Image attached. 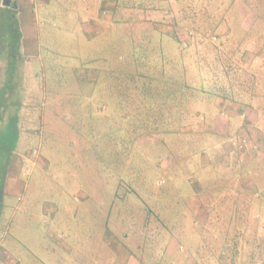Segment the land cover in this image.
I'll use <instances>...</instances> for the list:
<instances>
[{
	"label": "rangeland",
	"instance_id": "rangeland-1",
	"mask_svg": "<svg viewBox=\"0 0 264 264\" xmlns=\"http://www.w3.org/2000/svg\"><path fill=\"white\" fill-rule=\"evenodd\" d=\"M139 1L141 0H106L109 7H105L102 1L86 0L90 16L83 18L78 15L72 19L64 15L60 17L62 23L56 16L46 14L44 17L47 20L45 22L50 24L49 29L42 26L44 31L39 39V56L34 59L28 55L21 61L24 78L22 88L18 89L22 108L17 125L15 155L25 156L21 169H24L27 159L33 163V174L22 203L18 202L16 191L5 197L0 226L11 222L10 231L16 232L18 227L21 232H30L27 239L9 241L22 243L21 255L30 249L34 250L33 254L37 258L38 252L34 248L40 246V242H45L43 239L38 241L37 237L40 233L44 237L45 229H51L52 226L46 206L51 210L56 205L55 202H61L65 206L62 211L66 223L65 230L57 233L59 239L70 242L75 252L78 248L81 249V256L80 253L76 254L79 260L83 257L84 260H99L98 253L95 254L99 240L94 243L92 240L99 236L98 225L105 214L99 209L97 211L85 206L84 203L95 205L96 202L106 201L109 206L114 201L113 215L116 214L120 219L114 226V231L120 236L122 231H127L123 229L124 224L133 232V245L144 252L142 259L145 263L154 264L155 261L149 260L145 252L150 253L157 245H164L163 241H167V251L174 253L176 264L181 261H186V264H264V62L258 55H250L253 49L248 54L235 47L217 48L213 45L209 39L213 31L210 22L202 26L205 20L202 12L206 10L209 13V5L200 9L202 12L198 14L196 21L192 14L186 18L177 16V30L170 28L172 25L167 21L159 22L157 19L160 29L170 31L179 39H186L182 43L186 61L181 63L179 69L171 71L163 63L157 66L164 69L167 86L173 90L178 89L177 94L169 97V103L164 105L168 121H160L159 125L167 122V125L171 124V128L175 129L170 131L155 128L154 125L148 126L146 130L133 127L127 109L140 105L142 98L138 93L133 91L131 94L122 83L120 103L114 104L117 113L111 112L113 96L98 95V90L105 86L102 79L105 81L106 74H110L104 71L99 59L87 65H77L74 55H86L89 51L87 59L98 56V51L103 49L100 46V39H103L101 36L105 37L106 42L103 43L108 45L104 49L106 55L116 52L129 56L134 52L133 43L144 38L145 43L149 38L148 47L152 53L150 43L155 39L144 35L147 25L142 24L141 19L146 16L137 12L143 10L141 5L146 7L148 2ZM77 2L79 0H52L49 6L57 10H77ZM159 2L154 0L151 5L158 7ZM111 3L112 10H109ZM170 9H173L175 16L179 15L178 7L171 6ZM196 9L197 7L193 13ZM67 22H77L78 25L84 23L85 32L75 33L77 39H72L69 32L60 33L61 27H65L63 23ZM101 28L102 33L99 32ZM154 28L152 26L149 33L157 37ZM46 33L51 38H47ZM196 34L199 39L194 44L192 39ZM132 35L133 40L130 38ZM68 37L74 44L68 42ZM53 43H58V49H63L64 46L67 49L59 53L51 47ZM215 53L220 59L217 66L211 64ZM53 62L59 63L58 66L66 70H63L66 79L57 81L58 84L54 78ZM0 63L1 86L6 74L7 58L0 59ZM94 70L100 71L97 85L94 81L99 72ZM125 70L126 73L130 71L128 67ZM201 72L207 75L206 87L211 85L210 74L220 77L223 81H219V86L225 87L228 96H219L224 99L204 97L200 93L181 88L184 78L190 84L199 85L197 78L190 80V77H198ZM159 80L158 78L157 82ZM123 90L127 92L124 93ZM72 100H78L85 107L94 106L95 114L91 113V117L97 115L100 119L104 116L102 128L106 125V118L109 125L121 121L119 133L124 145L120 154L115 157L107 156L103 160L114 170V176L107 173L106 181H103L99 168H102V159L95 155L89 144L79 140L72 129L63 123L60 117L62 113L58 114V111L63 112L67 108L80 115L82 108L78 104L73 107L66 105ZM113 113L119 119L114 120V116H111ZM42 114L44 117L40 122ZM54 115L56 116L53 117ZM83 129L85 133L89 132L88 127ZM243 138L249 141L246 149L234 151L230 156L232 141ZM5 141L1 136V142ZM6 142L9 143L10 139ZM78 144L81 146L76 148L75 145ZM35 149L38 150V157L31 155ZM75 150L77 153H70ZM109 150L113 151L112 148ZM56 160L64 166L67 162L70 166L67 174L62 172V178L60 167L54 164ZM77 160L88 167L84 170L87 176L92 171L100 180L91 183H88V179L83 180V169L79 166L72 167ZM45 173L50 175L43 182L41 178ZM122 187L136 192L138 196L125 194V188ZM121 196H125V200ZM75 213V217L80 218L85 225L82 222L80 225L73 223L77 220L71 219ZM105 213L107 214V210ZM79 215L82 216L78 217ZM84 231L90 233V236ZM65 232L74 238H69ZM106 236L107 248L101 250L106 252L101 253L103 264L121 263L123 258L118 254L122 255L124 252L121 251L122 244L115 238L116 235L107 232ZM145 237L149 239V245H145ZM125 254L127 256V251ZM62 256L63 253L59 251L54 255L42 252L41 257L38 256L41 262L36 261V264H57ZM95 261L92 263L97 264ZM123 264H127V261Z\"/></svg>",
	"mask_w": 264,
	"mask_h": 264
},
{
	"label": "trees",
	"instance_id": "trees-1",
	"mask_svg": "<svg viewBox=\"0 0 264 264\" xmlns=\"http://www.w3.org/2000/svg\"><path fill=\"white\" fill-rule=\"evenodd\" d=\"M144 1V0H141ZM139 1V2H141ZM152 1L154 0H147L148 5L144 7V5H141L140 8H143V10H138L139 15H145L141 23L147 25V32L144 34L146 37L153 36V39L155 41L153 43H150L151 50L153 52L151 53L148 47V42H146V38L143 40H136V43H133V48L134 52L133 54L129 56H123L120 53L114 52L113 54L106 55V49L108 47L107 44L103 43L106 42L104 39L105 37L101 36L100 43L102 50L98 51V56H94L93 59H87L89 58V51L87 54H82L77 57H75L76 64H81V65H87L88 63L97 61L96 59L100 60V63L104 66V71L109 73L110 75L105 76V81L102 79V84L105 86L101 89L98 90V95L103 96L106 94L113 96L112 98V107H111V112H116L117 109H114V104L119 105L120 103L119 96L122 91V83L124 84V87L128 88L131 91V94L134 92L138 93V96L142 98L140 100V105L138 104L137 107L131 108V110L127 109V112L129 113L130 117V122L133 127L136 128H142V129H147L148 126L154 125L155 128H164L166 130L173 131L174 129L171 128V124L167 125V122H164L165 124L159 125L160 121L166 120L168 121V112L166 111L165 104L169 103V97H173L175 94H177L178 89L173 90L170 89L167 85L168 82L165 79V73L164 69L158 68V64H167L171 71L173 69H179L182 62L186 61V56L184 54V49L183 44L181 41L176 37V36H169L166 35L163 32H160L161 29L158 26V21L159 22L167 21L170 25L177 26L179 24L178 19L176 20L177 16L172 13L173 9L171 10L170 8H167L166 5H163L162 1L159 2L158 7H153L151 5ZM3 0H0V59L5 60L7 58V68H6V74L5 77L2 81V84L0 86V171H2L3 174H6L7 171V164L9 160L13 157L15 148H16V143H17V128H18V121H19V112L22 107V102L21 99L18 96L19 90L22 88V83H23V63L21 61L24 60L23 57V50H22V39H23V34L20 26V21H19V12L18 8L15 6V4L12 2V4L8 7L3 6L2 4ZM174 2V1H173ZM177 2V1H176ZM185 1H180V9L185 5ZM162 4V5H161ZM172 5V4H171ZM167 8V9H166ZM179 8V7H178ZM186 8V6L183 9H178L179 13L183 11ZM146 11V12H145ZM154 11L158 13V16L155 17H150L149 12ZM145 12V13H144ZM178 13V14H179ZM149 16V17H148ZM181 21V18H179ZM206 21V22H205ZM203 22L202 26L206 24L207 22H210V19L207 17ZM155 27L154 31L155 33L159 36L155 37L154 35H151L149 33V29L151 27ZM211 27V26H210ZM212 29V28H211ZM47 31V29H46ZM68 32L65 27H61L60 33L61 32ZM160 32V33H159ZM70 33V32H69ZM75 33H70V37L73 39H77V35H74ZM80 34V33H76ZM81 37V35H79ZM46 37L49 38V34L46 33ZM68 37V38H70ZM84 37H86L84 35ZM133 35L130 37L132 38ZM215 37L214 32L210 33V38L211 41L213 42V45H215L217 48H223L222 46L217 45V41H215L213 38ZM70 38V41H68L71 45L74 44V41H72ZM193 43H197L199 36L196 34L195 37H193ZM63 40V39H62ZM133 40V38H132ZM76 41V40H75ZM88 43H91L90 40H87ZM140 41V42H139ZM144 43V44H142ZM58 43H53L51 46L52 48L56 49L61 53L63 50L67 49L65 46L63 49H58L57 48ZM60 47V44H59ZM70 50V49H68ZM216 50V49H215ZM51 51V50H50ZM219 51H216L218 53ZM214 55V61H211L212 65L217 66L220 62L219 55L216 54ZM5 56V57H4ZM87 56V57H86ZM264 62V61H263ZM55 66L53 67V72H54V78H56V82L59 80H64L66 79L64 77V71L65 70L63 67H60L59 63H52ZM125 67L129 68V73H126ZM167 68V66H166ZM134 69V71H133ZM262 69V68H261ZM66 71V70H65ZM98 73V77L94 81L95 85H97L98 80L100 79V71L94 70ZM180 71V70H179ZM199 71V70H197ZM201 71V69H200ZM212 71H214V67L212 68ZM200 73V72H199ZM211 73V71H210ZM159 76H156V75ZM213 74V73H212ZM210 74V83L211 85L206 87V78L207 75L201 72V74L198 77H190V80L196 79L197 82H199V85H194L190 84L188 82V79L184 78L183 81V86L181 88L183 89H189L192 92H197L203 95L204 97L210 96L211 98H222L219 97L220 95L225 97L228 96V94L225 92L224 88L222 86H219V81H223L220 77H217V75L214 76ZM172 75H170V78ZM154 78V79H153ZM158 78L160 79L158 82ZM153 79V80H152ZM152 80V83L150 82ZM195 81V80H194ZM56 82L54 85H56ZM91 83V82H90ZM58 84V82H57ZM70 84V83H68ZM84 84V83H83ZM152 84V87H151ZM180 88V87H179ZM19 89V90H18ZM18 91V92H17ZM124 93L127 92V90H123ZM10 96V97H9ZM78 98V97H77ZM76 98V99H77ZM72 102V103H70ZM15 105L16 110L14 111H6L4 108L8 106V104ZM72 105L73 107L74 104H78L81 108V114L77 115L75 111L72 109H67L63 110V112H59L58 114L62 113L61 119L63 120L64 124H67L69 128L72 129L74 132L75 136L78 137L79 140H81L84 144H89L95 155L102 159V168H100L101 176L104 179L103 181H106L107 178V173L110 175L114 176V170L110 166V164H106L103 160L106 159L107 156L112 155V157H115L116 155L121 153V150L123 149L124 145V140L121 137V134L119 133L121 131L120 125H122L119 120L118 123H114L112 125L108 124L107 118L105 119L106 125L102 128L101 124L104 125V116L98 119L97 115L91 117V113H94V106H88L85 107L84 105L80 104L78 100H72L68 101L66 103ZM56 111V110H53ZM83 112H87V114H82ZM4 113V114H3ZM57 115V114H56ZM54 115L53 117H55ZM107 116V115H106ZM111 116H114V113L111 114ZM43 114L41 115L39 121L41 122V119H43ZM60 118L59 116H57ZM103 119V120H102ZM114 120L119 119L118 116L113 117ZM8 121V122H5ZM108 124V125H107ZM42 125H40L41 127ZM85 127H88V131L86 133L84 132ZM40 130V129H39ZM129 132L132 130L129 129ZM136 131V130H135ZM139 133V132H138ZM136 133V134H138ZM46 134V132H45ZM132 134H134L132 132ZM135 134V135H136ZM171 134V133H169ZM166 134V135H169ZM178 135V134H174ZM1 136L3 137V140L10 139V142L7 143L1 142ZM81 138V139H80ZM72 144L74 142H71ZM2 146V147H1ZM76 148L77 146H81V144L75 145ZM7 147V148H6ZM75 148V147H74ZM109 148H112L113 151H110ZM70 153H77V151H71ZM56 166L60 167V174L62 178V172H69L70 166L65 164L63 165L62 162H58L57 160L54 162ZM82 168L83 171L88 168L85 164L79 162V160L75 161L72 164V167H78ZM71 167V168H72ZM73 171V169H72ZM86 171V170H85ZM84 171V179H88V183H91V181H96L100 180L99 177H96L92 171L90 174L87 176L86 172ZM104 171V173H103ZM93 179V180H90ZM104 191L106 190V184H104ZM124 193L125 194H134L135 196H138L136 192H133L131 190H128L126 187ZM129 194V195H130ZM1 195V191H0ZM121 199L125 200V196H121ZM56 205L59 207V213H60V224L63 226V224L66 223L65 218L63 217V211L62 208L65 206L62 205L61 202H55ZM85 206L91 207V209L95 208L97 211L98 209L100 211H103L105 214L103 217L100 218V223L98 225V237H102L107 234V232L111 233L115 238H117L120 243L122 244V251L126 253L127 251V256L126 254L124 255V252H122L121 257L123 260L124 258L131 256H134L139 260L141 264H148L145 263L142 259V254L144 252H140L139 249L134 247L133 245V240L135 239L132 234V231H129L128 227H126L124 224V230L127 231H122L120 233V236L118 233H115L114 231V226H116L117 221H119V217L114 214V209H115V203L114 201H111L109 206H107L106 201L104 202H96L95 205L92 203H84ZM83 205V208L85 207ZM105 210H107V214L105 213ZM76 213L72 215L71 219L76 220L77 218L75 217ZM82 215H79L80 217ZM235 218V217H234ZM80 219V218H79ZM77 219L76 221H73L74 224L78 223L79 225L81 224L82 220ZM120 223V222H119ZM82 224L85 225V223L82 222ZM78 226V225H77ZM144 227L147 226L143 225ZM65 227V225H64ZM132 227V226H131ZM130 227V228H131ZM137 227V225H136ZM63 228V227H62ZM86 232V231H84ZM102 232V235H101ZM87 234L90 233L86 232ZM97 233L95 232V235ZM98 237H93V243L95 240H98ZM90 238V237H89ZM88 239V237H86ZM145 245H149V239L147 237L144 238ZM164 245H157L154 249V251L150 250V253L145 252L146 256H149V260H154V264H176L174 261V253L171 254L172 251H167L169 249L166 247L167 241H163ZM102 245V242H101ZM159 246V247H158ZM107 248V245H106ZM158 248V250H157ZM143 249V248H142ZM121 258V259H122ZM180 264H186V261H181Z\"/></svg>",
	"mask_w": 264,
	"mask_h": 264
},
{
	"label": "crops",
	"instance_id": "crops-1",
	"mask_svg": "<svg viewBox=\"0 0 264 264\" xmlns=\"http://www.w3.org/2000/svg\"><path fill=\"white\" fill-rule=\"evenodd\" d=\"M50 1L52 0H11V4L13 2L15 6L18 8V12H19L18 17L23 34L22 50H23L24 59L25 57H29L28 55H31V58L34 57V59L39 56V51H40L39 39L41 33L44 31V29L42 30V28L43 27L48 28V26L50 25L48 22H45L47 21L44 19L46 14L52 17L56 16L55 18H58L61 23H62V18L60 17L64 15H66L67 17H71L72 19L76 18V16L78 15L82 16L83 18L90 16V13L86 7L87 6L86 0H79V2H77V10H74V8L66 9V10L64 8H58V10L53 9V7H50L51 6ZM101 1L102 3H104L105 7H109L108 2H106V0H97V2H101ZM159 1H162L163 5H166L167 8H170L171 6H176L179 7L178 9H180L179 3L181 0H159ZM182 1H185L184 3L185 5L181 9H183L185 6L186 8L183 11H181L179 15L184 16L182 18H186V16H190L192 14L194 15V21H196L197 18L199 17L198 14L202 12L200 11V9L204 7L207 8L209 5L208 8L209 13H207V11L204 10L202 12V15L205 16V19L207 17L208 18L210 17L209 18L210 24L214 32V35L216 37L215 41H217L218 46H222L223 48L235 47L238 49V51L242 50V53L243 52L248 53V51L250 52L253 49V53H251L250 55H253L254 57L258 55L259 59H261V61H264V0H182ZM112 5L113 4L111 3V7L109 10H112ZM196 7H197L195 11L196 13L195 12L193 13V10ZM48 8H50V10ZM114 8L115 6L113 7V9ZM149 15L155 17L158 16V13L154 11H150ZM201 22H203L202 18H201ZM63 24L62 25L65 26L66 30L70 33H79L81 31L85 32L84 23H83L84 25L83 24L78 25L77 22L74 23L67 22ZM170 28L177 30V27L173 25L170 26ZM102 29L103 28H101L99 32H101ZM161 31L166 35L174 36V34L171 33L170 31H165L163 29H161ZM179 40L181 41V43H183L186 39L180 38ZM74 59H75V55H74ZM248 63H250V60H248ZM11 104L14 103L8 104V106L5 107L4 109L8 112L13 110L15 111L16 110L15 105L11 106ZM15 154L16 153L14 152L13 157L9 160L7 164L8 168L6 174H3L2 171H0V191H1L0 223H1V216H2L5 197L9 196L13 191H16V193L18 194L17 196L18 202L22 203L24 200V193L28 191L29 179L33 174L31 173L29 177L23 176L24 169L23 168L21 169V167H23L24 165L25 161L23 159H25V156H23L22 154L20 155H15ZM49 175H50L49 173H45L42 176L41 180L44 182ZM46 211H47V216L49 218V223L50 225L53 226V229L51 226V229L49 228L45 229L46 231L44 237L41 235V233L37 237L38 241L42 239L43 241H45L44 243L40 242V246L34 248L37 250L39 257H41L42 252L46 254L54 255L55 253L58 254L59 251L63 253L62 256L63 258H61L57 264H93L92 263L93 260H96L95 263L97 264L104 263L103 259H101V253L103 254L106 252H102L101 250L105 248L107 245L106 235L102 237H98L99 245L97 248L98 250L95 251V254L98 253L99 260H97V258L95 259L87 258L86 260H84L85 257H83L82 260H79L78 255L81 249L78 248V251L75 252L73 245H71L70 242L68 241L63 242L58 237L57 233L59 232V230L60 231L65 230L64 224L63 226L60 224L61 218L59 213V207L57 205H53L52 209L49 210V208L46 206ZM11 228H12L11 222L9 224L5 223L4 225L0 226V264H36V261H40L41 259L38 256L37 259L36 256L33 254L34 250L32 251L30 249H27L21 255L20 247H23L22 243H18V241L16 240H12L11 242L9 241L10 239H27L26 236L30 234V232L29 233L21 232L19 231L18 227L16 228V232H14V231H10ZM65 235L66 236L68 235V237L71 239L74 238V237L72 238V235H70L68 232H65ZM118 255L121 257L120 254ZM44 259H47V257ZM50 259L52 261V258ZM89 259L90 261H88ZM124 261H127V264L130 261L131 264H141L138 259L136 260V258L131 255L127 257L125 260L122 259L121 263L116 262V264H123Z\"/></svg>",
	"mask_w": 264,
	"mask_h": 264
},
{
	"label": "built area",
	"instance_id": "built-area-1",
	"mask_svg": "<svg viewBox=\"0 0 264 264\" xmlns=\"http://www.w3.org/2000/svg\"><path fill=\"white\" fill-rule=\"evenodd\" d=\"M184 46H187V43H184ZM233 143H232V145H230L231 147H232V151L230 152V156H232L233 154H234V151H243L244 149H246V147H247V145H248V143H249V141H248V139L247 138H243V139H238V141H232ZM33 157L35 156V157H38L39 156V154H38V150L37 149H35L33 152H32V154H31ZM33 163L28 159L27 160V163H26V165H25V167H24V170H23V176H25V177H29L30 176V174H31V165H32Z\"/></svg>",
	"mask_w": 264,
	"mask_h": 264
},
{
	"label": "water",
	"instance_id": "water-1",
	"mask_svg": "<svg viewBox=\"0 0 264 264\" xmlns=\"http://www.w3.org/2000/svg\"><path fill=\"white\" fill-rule=\"evenodd\" d=\"M2 4L3 6L8 7L11 5V0H3Z\"/></svg>",
	"mask_w": 264,
	"mask_h": 264
}]
</instances>
